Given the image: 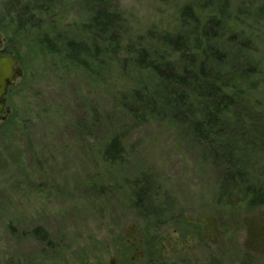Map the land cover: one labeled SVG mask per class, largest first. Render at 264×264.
I'll return each instance as SVG.
<instances>
[{
  "label": "rangeland",
  "instance_id": "1",
  "mask_svg": "<svg viewBox=\"0 0 264 264\" xmlns=\"http://www.w3.org/2000/svg\"><path fill=\"white\" fill-rule=\"evenodd\" d=\"M249 1L264 7V0ZM112 2L131 35L174 26L181 5ZM242 3L233 0L228 11L243 10ZM71 6L64 9L65 23L87 19L82 6ZM261 20L240 27L252 44L247 59L260 63L257 80L242 85L252 84L242 106L246 121L236 128L245 138L248 126L264 135V14ZM0 40L3 52L16 59L2 33ZM223 44L231 52V70L233 47L228 39ZM21 52L24 57L16 60L22 76L6 95L10 113L0 121V129L11 119L19 125L0 141V264H264V203L245 204L240 194L226 200L221 193L233 164L202 155L179 122L129 126L112 96L126 95L139 77H124L113 66L84 80V74L54 71L57 56L36 58L26 46ZM111 75L120 78L113 89ZM114 136L123 142V153L110 166L103 151ZM251 149L240 164L264 187V145Z\"/></svg>",
  "mask_w": 264,
  "mask_h": 264
},
{
  "label": "trees",
  "instance_id": "2",
  "mask_svg": "<svg viewBox=\"0 0 264 264\" xmlns=\"http://www.w3.org/2000/svg\"><path fill=\"white\" fill-rule=\"evenodd\" d=\"M59 1L3 0L0 33L7 40L10 54L23 58L21 50L26 46L35 51L36 58L57 56L60 61L53 63L54 71L84 74V80H90L97 69L106 72L113 66L120 68L124 77L134 74L139 77L135 88L126 95L116 92L112 96L116 106L125 111L130 127L156 122L183 124L178 125L185 128L186 136L200 147L202 155L207 153L224 166L233 164L234 173L223 181L224 199L240 194L245 204L264 203V187L240 164L252 145H264V135H255L254 126H248L246 138L236 131L246 121L247 110L242 106L249 97L248 87H252L242 85L255 82L260 73V63L247 59L245 51L252 44L240 27L262 21L263 6L257 8L253 1L243 0L239 6L243 10L230 13L233 0H180L174 26L131 35L124 14L112 0H64L58 6ZM69 1L82 6L85 21L65 23L68 11L64 9L72 7ZM253 9L259 11L252 13ZM226 39L233 47L231 70L226 64L231 54L223 44ZM107 82L113 89L120 78L114 80L111 75ZM3 126L0 141L11 128L16 132L19 125L11 119ZM246 139L253 142L251 146L244 143ZM121 142L114 136L104 149L108 165L121 160ZM141 193L145 196L146 191ZM34 234L39 240L46 239L40 229Z\"/></svg>",
  "mask_w": 264,
  "mask_h": 264
},
{
  "label": "water",
  "instance_id": "3",
  "mask_svg": "<svg viewBox=\"0 0 264 264\" xmlns=\"http://www.w3.org/2000/svg\"><path fill=\"white\" fill-rule=\"evenodd\" d=\"M2 42L0 41V47ZM22 76V70L17 65V60L12 56L0 57V114L4 107V97L7 89L13 86L18 78ZM4 118H2V121Z\"/></svg>",
  "mask_w": 264,
  "mask_h": 264
},
{
  "label": "flooded vegetation",
  "instance_id": "4",
  "mask_svg": "<svg viewBox=\"0 0 264 264\" xmlns=\"http://www.w3.org/2000/svg\"><path fill=\"white\" fill-rule=\"evenodd\" d=\"M1 42H2V45H1V47H0V57H3V56H9L8 54H5L4 52H3V41L2 40H0ZM17 65H18V61H17ZM17 81V80H16ZM15 84H16V82H15ZM15 84L13 85V86H10V87H8V89H7V93H8V91L12 88V87H14L15 86ZM7 95V94H6ZM4 107H3V111H2V113L0 114V121H2V118H3V114H9L10 112H9V110L8 109H6V96L4 97ZM259 228L261 229L260 231H261V234L263 235V239H264V224H261V225H259Z\"/></svg>",
  "mask_w": 264,
  "mask_h": 264
}]
</instances>
